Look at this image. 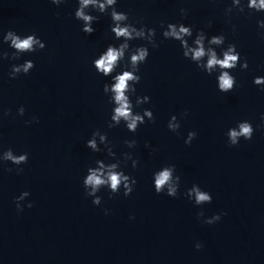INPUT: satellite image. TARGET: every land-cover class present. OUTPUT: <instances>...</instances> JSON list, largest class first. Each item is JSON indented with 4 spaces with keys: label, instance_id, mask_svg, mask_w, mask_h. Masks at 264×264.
<instances>
[{
    "label": "water",
    "instance_id": "1",
    "mask_svg": "<svg viewBox=\"0 0 264 264\" xmlns=\"http://www.w3.org/2000/svg\"><path fill=\"white\" fill-rule=\"evenodd\" d=\"M231 6L232 0H117L116 9L137 28L156 29L159 44L153 49L145 40L129 41L150 53L130 97L134 105L137 96L150 102L134 111L151 109L155 117L132 133L123 122L108 128L114 105L103 86L112 77L98 74L92 63L109 44L123 42L110 31V15L90 9L99 20L87 35L74 17L77 0L59 6L51 0H0V51H14L3 42L8 30L35 33L46 44L18 60H0V153H28L26 164L0 161V264H264V126L257 127L264 91L253 83L264 77V29L257 24L264 12L227 14ZM168 23L191 25L190 44L203 30L209 38L223 34V47L236 45L248 68L231 70L232 91H219L218 72L209 76L183 56L179 41L163 37ZM25 60L35 67L11 79V66ZM126 63L127 55L112 75ZM173 115L180 122L177 132L167 127ZM244 120L255 129L252 139L229 146L228 129ZM97 129L107 134L121 169L137 181L127 197L123 188L115 195L102 188L99 206L85 195L83 178L96 160L115 161L106 149L86 147ZM189 131L197 136L187 145ZM125 140L136 146L127 147ZM124 153L139 160L136 168L131 160L123 162ZM166 165H175L181 178L177 197L155 192L153 174ZM193 184L211 194V203L187 198ZM25 191L30 195L18 211L15 198ZM218 213L219 221L204 223Z\"/></svg>",
    "mask_w": 264,
    "mask_h": 264
},
{
    "label": "clouds",
    "instance_id": "2",
    "mask_svg": "<svg viewBox=\"0 0 264 264\" xmlns=\"http://www.w3.org/2000/svg\"><path fill=\"white\" fill-rule=\"evenodd\" d=\"M64 2L65 0H51V3L57 6ZM77 2L78 7L75 10L74 17L82 22L81 30L85 34L91 35L95 31L92 26L93 23L99 20V16L90 14L89 10L91 9L101 14L110 15L112 20L110 31L114 34L116 40L122 39L123 41L118 46L109 44L106 50L92 61L98 74L104 77H112L111 83H105L103 86V92L108 96L109 103L114 105L108 128L111 129L119 126L123 122L129 132L135 133L138 127L146 122L145 118L154 123L155 117L151 109H144L142 114L134 111L135 107L149 103L150 97L146 95L143 97L137 96L135 105L130 98L131 95H135V86L141 80V76L137 73L140 71V65L147 61L150 54L149 48L147 46L130 47L129 41L136 39L145 40L153 49L158 48L159 44L155 39L156 29L146 28L145 26L137 28L134 23L129 21V16L126 12L116 9L117 0H77ZM245 8L251 12H264V0H247L246 5L242 3V0H232V6L226 9V13L230 14L233 9L238 13H243ZM109 9H111L110 12ZM180 11L182 15H186L184 9ZM136 23H140V21ZM257 24L260 29H264V19L258 20ZM161 27L164 28L163 23H161ZM162 35L165 39L179 41L183 50V56L195 63L198 69L209 76L218 72L216 77L217 87L221 92H230L236 86V79L231 74L232 69H235L238 65L244 70L248 68L247 59L245 58L241 62V55L237 51L235 44L229 43L226 47H223L226 40L223 34L213 35L209 38L203 30H199L190 44L188 38L193 36L191 25L185 26L183 23H168ZM3 42L7 43L14 51L11 54L7 51H0V60H18L24 53L37 52L46 47V44L35 33L21 36L13 30H8L3 35ZM217 48H221L219 54L216 51ZM126 55L127 63L124 65V70L113 76L112 74L116 72L121 62L125 61ZM34 67L35 64L32 60H25L22 64H13L9 77L16 79L20 74L27 75ZM253 83L261 86V90L264 91V77H255ZM17 111L20 116H23L25 113L23 106ZM8 114V112L4 113V115ZM183 115H187V112L183 113ZM32 120L36 121L38 118L33 116ZM30 122L26 121V123ZM261 122V125L257 127L264 126V114L261 115ZM167 127L172 132L178 131L180 122L175 115L170 118ZM254 131L255 129L251 122L247 120L238 122L236 127L229 128L226 133L229 146L238 145L241 138L251 140ZM196 136L197 133L195 131H189L184 141L185 144L190 145ZM124 144L129 148H134L136 141L125 140ZM100 145H104V149H101ZM109 145L110 141L107 134L101 133L98 129L92 133L91 138L86 142V147L93 152H101L106 149L108 157L113 158L115 161L105 163L104 160L98 159L95 161V167L90 166L87 168V174L83 178L82 183L85 195L93 197L92 203L96 206L101 204L102 198L97 193L102 188L109 189L113 195L118 194L121 188H123V195L127 197L133 192L134 185L137 183L135 177L125 174L121 169V160L116 157V153L113 152L112 147ZM145 147H149V145L146 144ZM128 160L132 161L133 168H136L139 164V160L134 159L131 153H124L123 162L126 164ZM0 161L11 162L19 166L28 162V153L16 155L9 148L0 153ZM7 170L9 172L12 171L11 168ZM21 171L23 170L17 167V172ZM174 173L175 165H166L153 174L154 189L157 194L165 193L170 197L178 196L181 178L179 175H174ZM29 195L30 193L25 191L15 198L18 211L23 210L20 202ZM185 195L188 199L193 200L196 205H203L212 201L211 194L201 190L197 184H193ZM26 206L31 208L33 205L28 203ZM203 215V212L198 213L200 217H203ZM221 215L218 213L211 218H206L204 219V223L213 224L221 219ZM195 247L199 250L202 244L197 243Z\"/></svg>",
    "mask_w": 264,
    "mask_h": 264
}]
</instances>
